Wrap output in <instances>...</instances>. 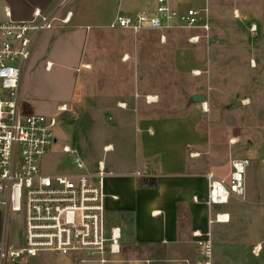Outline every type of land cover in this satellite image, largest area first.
Segmentation results:
<instances>
[{"label": "rangeland", "instance_id": "374dc122", "mask_svg": "<svg viewBox=\"0 0 264 264\" xmlns=\"http://www.w3.org/2000/svg\"><path fill=\"white\" fill-rule=\"evenodd\" d=\"M149 1L69 0L65 9L74 11L70 24L58 23L40 36L30 64L22 69V107L45 115L60 114L57 105L72 109L62 115L66 122L56 128L58 142L44 157L43 170L55 174L59 165L65 171L73 169L64 145L76 148L93 170L101 159L110 166L131 164L136 126L124 124L120 109L98 110V106L119 101L145 106V96L156 94L159 102L150 106L158 114L181 116L191 109L202 110V125L211 132L210 150L216 155L252 161V181L261 192L254 198L263 204L264 0H209L212 28L197 44L189 42L190 31L180 28L167 30L166 42L159 31L109 28L119 11H140ZM5 3L24 10L39 1L0 0V7ZM48 60L53 62L50 69H46ZM194 95H205L207 100L193 101ZM108 143L115 149L104 151ZM108 225H115L114 221L108 219ZM3 227L0 208V241ZM24 234L22 213L12 212L7 226L9 248L23 247ZM260 251L254 255L249 250L233 260L264 264V242ZM163 256L159 246L123 241L118 256L122 263L116 264H163ZM64 259L42 251L5 264H55Z\"/></svg>", "mask_w": 264, "mask_h": 264}, {"label": "built area", "instance_id": "2783aa9c", "mask_svg": "<svg viewBox=\"0 0 264 264\" xmlns=\"http://www.w3.org/2000/svg\"><path fill=\"white\" fill-rule=\"evenodd\" d=\"M68 1L60 0L48 11L36 8L28 19H15L9 8L0 16V208L4 216L0 264L15 263L42 251L64 256L55 264L122 263L118 258L122 253V228L108 226L106 220L104 160L92 170L76 148L64 145L63 151L71 154L73 169L65 171L59 165L57 173L49 174L42 168L44 157L58 142L57 126L66 122L62 115L72 109L64 104L57 108L60 114L45 115L29 113L22 107V69L27 67L36 41L44 32L58 23L70 24L74 11L65 9ZM210 13L209 0H150L140 11H119L109 28L134 33L159 31L163 42L167 30L180 28L190 31L189 42L197 44L211 31ZM235 15L240 16L238 11ZM51 67L48 62L47 68ZM145 101L158 103L159 96L146 95ZM250 164L249 158H234L226 177L207 174V204L223 205L231 197L244 198ZM12 212L22 213L25 231L24 246L15 249L9 248L7 238ZM229 220V214L221 212L210 223ZM193 235L199 249L196 264H215L211 232L196 230Z\"/></svg>", "mask_w": 264, "mask_h": 264}, {"label": "crops", "instance_id": "0c3cea01", "mask_svg": "<svg viewBox=\"0 0 264 264\" xmlns=\"http://www.w3.org/2000/svg\"><path fill=\"white\" fill-rule=\"evenodd\" d=\"M38 1L24 10L5 3L0 7V16L9 8L15 19H28L36 8L48 11L60 0ZM119 102L114 106H98V110L120 109L124 124L136 126V147L131 164L110 166L105 163L107 224L109 219L120 226L123 241L127 243L159 246L165 254L163 264H196L199 258L193 235L196 230L211 232L217 250L215 264H235L234 257L249 250L254 255L260 254L264 242V203L254 198L261 192L252 181L251 168L255 169L252 161L245 176L247 198L246 195L242 199L231 197L227 204L210 206L206 202L207 174L226 177L231 170L232 157L227 153L216 155L210 150L212 135L202 125V110L195 108L181 116H168L156 113L152 104L128 106L127 102ZM109 145L111 150L115 149L108 143L104 151ZM259 168L257 165L256 169ZM145 178L155 179L156 184L141 185ZM221 212L229 214V222L210 223V219Z\"/></svg>", "mask_w": 264, "mask_h": 264}, {"label": "trees", "instance_id": "16d2710c", "mask_svg": "<svg viewBox=\"0 0 264 264\" xmlns=\"http://www.w3.org/2000/svg\"><path fill=\"white\" fill-rule=\"evenodd\" d=\"M141 185H148V186H154L156 184L155 179L151 178V180L148 179H143L141 180ZM137 245H142V244H137ZM142 246H145L144 244Z\"/></svg>", "mask_w": 264, "mask_h": 264}, {"label": "water", "instance_id": "95a60500", "mask_svg": "<svg viewBox=\"0 0 264 264\" xmlns=\"http://www.w3.org/2000/svg\"><path fill=\"white\" fill-rule=\"evenodd\" d=\"M203 87H201L202 89ZM207 100V97L205 95H194L193 96V101L196 102H205Z\"/></svg>", "mask_w": 264, "mask_h": 264}, {"label": "bare ground", "instance_id": "6f19581e", "mask_svg": "<svg viewBox=\"0 0 264 264\" xmlns=\"http://www.w3.org/2000/svg\"><path fill=\"white\" fill-rule=\"evenodd\" d=\"M110 148H112V147H110ZM257 249V248H256ZM256 252H257V250H256Z\"/></svg>", "mask_w": 264, "mask_h": 264}]
</instances>
